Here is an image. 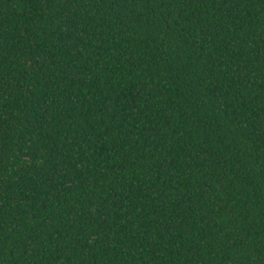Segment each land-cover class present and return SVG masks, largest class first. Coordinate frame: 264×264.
Listing matches in <instances>:
<instances>
[{
	"label": "trees",
	"instance_id": "trees-1",
	"mask_svg": "<svg viewBox=\"0 0 264 264\" xmlns=\"http://www.w3.org/2000/svg\"><path fill=\"white\" fill-rule=\"evenodd\" d=\"M0 264H264V0H0Z\"/></svg>",
	"mask_w": 264,
	"mask_h": 264
}]
</instances>
